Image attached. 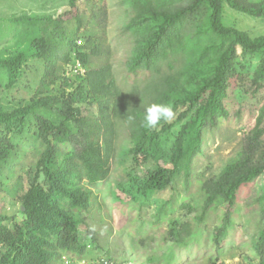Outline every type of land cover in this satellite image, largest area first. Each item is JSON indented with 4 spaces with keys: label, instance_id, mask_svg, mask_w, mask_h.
I'll use <instances>...</instances> for the list:
<instances>
[{
    "label": "trees",
    "instance_id": "trees-1",
    "mask_svg": "<svg viewBox=\"0 0 264 264\" xmlns=\"http://www.w3.org/2000/svg\"><path fill=\"white\" fill-rule=\"evenodd\" d=\"M78 1L68 0L65 17L49 18L53 27L44 25L30 40L29 49L43 62L44 71L29 103L0 109V158L15 147L9 136L14 125L30 115L42 145L32 177L26 184L17 179L13 185L21 218L9 226L5 221L10 218L0 214V246L5 248L0 264H61L64 253L90 257L74 216L90 210L95 185L109 176L120 129L127 131L134 156L156 164L148 181L163 189L177 173L189 175L190 159L199 153L206 132L228 119L232 97L243 89L258 103L255 124L236 159L217 176L200 182L201 216L214 208L222 210L218 237L231 224L240 189L264 172V35L252 37L225 25L224 6L264 18V0H131V25L144 31L128 70L143 72L147 79L129 91L117 83L104 39L96 42L87 36L80 45V38L70 34V21L82 26ZM8 19L16 24L37 20L27 15ZM72 54L84 69L76 72L75 82L60 75ZM177 57L184 60L181 68L158 75ZM101 58L105 60L96 65ZM26 60L25 52L0 57L8 87L16 83ZM57 86L72 89L53 94ZM153 102L171 106L175 114L184 107L177 121L190 114L173 143L171 169L164 167L162 136L174 122L146 128L144 109ZM258 243L264 256V229Z\"/></svg>",
    "mask_w": 264,
    "mask_h": 264
},
{
    "label": "rangeland",
    "instance_id": "rangeland-1",
    "mask_svg": "<svg viewBox=\"0 0 264 264\" xmlns=\"http://www.w3.org/2000/svg\"><path fill=\"white\" fill-rule=\"evenodd\" d=\"M69 9L68 0H0V57L19 52L27 55L12 87H8L6 73L0 69V109L29 103L44 71L43 62L29 49L30 40L44 25L47 29L53 27L49 18L64 16ZM78 9L82 26L70 21V34L80 38L82 44L87 36L96 42L104 39L110 47L108 60L121 89L129 91L133 86H142L147 79L145 73L128 70L138 36L144 31V27L131 25L135 14L132 1L79 0ZM21 15L37 20L16 24L8 19ZM199 22L198 19L196 23ZM223 22L252 37L264 35V18L236 11L228 5L224 6ZM74 57L72 54V62L60 70V75L70 82H75ZM104 60L99 59L96 65ZM183 61L177 57L169 65L165 63L158 75L177 71ZM255 63L253 59L250 66ZM71 89L59 87L52 93L58 95ZM183 110L184 107L177 110L170 121L174 122L173 126L162 136L163 163L167 169L172 168L170 157L175 138L190 116L177 121V114ZM257 115V101L243 89L237 90L229 105L228 119L206 132L199 153L191 157L189 175L177 173L163 189L149 184L148 176L156 164L130 152L132 142L121 128L109 176L95 185L90 210L74 216L81 240L89 244L88 255L104 254L137 264H264L258 243L259 233L264 229V172L254 183L240 189L232 208L231 224L218 237L216 226L222 210L214 208L201 216L199 193L203 179L217 176L228 162L236 159ZM34 122L30 115L14 125L9 136L15 147L0 158V214L10 218L5 221L9 226L13 219L21 218L13 185L17 179L26 184L32 177L42 150ZM182 226L185 230H181ZM4 250L0 246V255Z\"/></svg>",
    "mask_w": 264,
    "mask_h": 264
},
{
    "label": "clouds",
    "instance_id": "clouds-1",
    "mask_svg": "<svg viewBox=\"0 0 264 264\" xmlns=\"http://www.w3.org/2000/svg\"><path fill=\"white\" fill-rule=\"evenodd\" d=\"M175 117V112L171 106L153 102L144 109V126L149 129H158L161 121L170 122Z\"/></svg>",
    "mask_w": 264,
    "mask_h": 264
},
{
    "label": "built area",
    "instance_id": "built-area-1",
    "mask_svg": "<svg viewBox=\"0 0 264 264\" xmlns=\"http://www.w3.org/2000/svg\"><path fill=\"white\" fill-rule=\"evenodd\" d=\"M77 43L82 45V40H77ZM76 72L83 73L84 69L81 67L80 63H76ZM61 264H137L133 260H123L118 261L104 254H97L90 257L75 258L68 253H64L61 256Z\"/></svg>",
    "mask_w": 264,
    "mask_h": 264
}]
</instances>
